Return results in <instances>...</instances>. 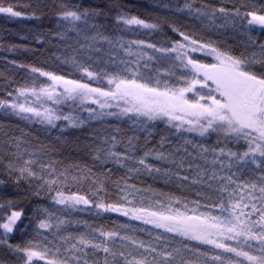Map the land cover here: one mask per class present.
Returning <instances> with one entry per match:
<instances>
[{"label":"snow or ice","instance_id":"6c2138e0","mask_svg":"<svg viewBox=\"0 0 264 264\" xmlns=\"http://www.w3.org/2000/svg\"><path fill=\"white\" fill-rule=\"evenodd\" d=\"M41 7L0 0L9 19L40 20ZM55 7L54 35L34 40L78 45L75 54L55 57L69 71L11 60L27 70L24 82L0 72V112L39 125L35 132L50 141L0 124V185H23L48 201L31 210L34 229L21 243L11 234L24 211L0 201V247L15 264H264V5L184 0L163 5L168 15L155 19L125 11L119 0ZM113 12L110 31L99 21ZM177 13L201 30L178 25ZM227 28L243 30V50L213 38ZM257 28L261 35L253 36ZM141 30L166 39L124 38ZM110 117L133 134L119 123L94 129L80 148L89 159L57 158L68 129ZM139 132L147 133L143 140Z\"/></svg>","mask_w":264,"mask_h":264},{"label":"trees","instance_id":"16d2710c","mask_svg":"<svg viewBox=\"0 0 264 264\" xmlns=\"http://www.w3.org/2000/svg\"><path fill=\"white\" fill-rule=\"evenodd\" d=\"M19 3H40L41 12L44 13L42 19H22L14 18L9 19L3 14H0V45L3 48H6L8 45L17 44V45H27L31 49H39L37 53L33 52H19L11 53L4 51L3 48H0V72H4L5 75L13 76L14 80L17 83L24 82V75L27 71L26 69H15L8 62L11 60H16L24 64H35L37 66L46 67L48 70H55L59 66L64 72L69 71V66L62 65L55 57H63L68 55L75 54L74 48L78 47L76 44H72L69 47L67 44H64L57 40H52V44L40 45L35 42L34 36L41 35V39H51L54 35V30L56 25L53 23L54 12L56 11V5L60 3H69V4H83L84 6H111L115 0H17ZM119 2L124 5V10L130 12L133 15H140L142 17H149L155 19L156 17H163L168 15L169 9L163 7L165 4L169 5H181L184 0H119ZM213 3L220 6L221 4L231 7L233 4L239 6L240 4L246 3L255 5L257 9H260L261 5H264V0H212ZM242 11L244 9H241ZM104 11H107V8H104ZM115 15L113 12L107 20L101 19L100 23H105L108 25L109 30L111 31L116 26L112 23V17ZM176 23L180 26H184L188 29L195 28L196 30H201V27L198 22L192 20L191 18L184 17L182 13H177L172 17ZM219 23V22H218ZM165 32L168 36H171L172 33L169 29H165ZM206 34V33H205ZM222 34V35H221ZM71 35V33H70ZM125 39H146L150 42H163L166 37L159 33H146V31L139 32H126L123 34ZM253 36H259L261 33L258 28L252 33ZM27 37V39H25ZM214 39H224L230 45H233L237 50H243L244 43L247 42L248 37L243 34V30L234 31L231 28L220 29L218 33L213 34ZM14 83L12 87H15ZM5 82L3 77H0V97L5 95ZM67 106H65V111H67ZM82 116L86 117L87 113H82ZM119 123V126L124 131L126 135H132L133 132L129 127L128 123L118 122L115 118H107L105 121H90L83 128L80 129H68L65 133L68 143L59 146V151L56 153L58 159H62L65 163H71L73 161L85 162L88 157L84 156L81 153L80 148L84 143H87L91 133L94 129H103L108 125H115ZM0 124L11 127L12 129H24L25 131H32L33 135H39L41 141L49 143L48 138L40 133L35 132V129L39 128V125L28 126L26 122L20 121L12 116H5L0 112ZM163 125L160 128L155 130L154 137L152 142L155 143L159 139V134ZM58 130H54V134H57ZM19 134V132H17ZM140 135L141 139L147 135L146 132L137 133ZM175 139V138H172ZM147 184H152V180L149 178H142ZM144 186V185H140ZM153 187L161 188L162 190L169 191L173 190L172 186H164L160 182L153 184ZM189 198L194 199L195 193L190 192ZM11 200L14 202L17 210L23 209L24 216L21 217L20 221L17 222L16 231L11 234L12 243H21L23 240L31 238L34 225L35 217L31 211L34 206L37 204H44L47 206L48 201L46 198H38L34 195L28 194L26 186H21L17 189L14 185H0V201ZM3 213H0L2 216ZM111 215L113 218H116V214H105ZM77 216L81 219H93L89 217L86 213H78ZM121 221L126 222V218L119 217ZM104 222V221H100ZM139 224V222H132ZM142 235V234H141ZM0 262L2 264H15V259L12 254L8 253L6 249L0 247ZM42 264V262H41Z\"/></svg>","mask_w":264,"mask_h":264},{"label":"rangeland","instance_id":"374dc122","mask_svg":"<svg viewBox=\"0 0 264 264\" xmlns=\"http://www.w3.org/2000/svg\"><path fill=\"white\" fill-rule=\"evenodd\" d=\"M143 31H145V30H143Z\"/></svg>","mask_w":264,"mask_h":264}]
</instances>
